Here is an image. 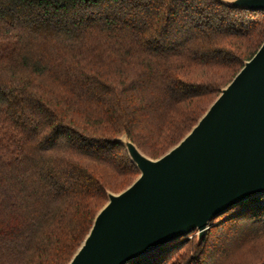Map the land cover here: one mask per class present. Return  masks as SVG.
Listing matches in <instances>:
<instances>
[{
  "label": "trees",
  "instance_id": "16d2710c",
  "mask_svg": "<svg viewBox=\"0 0 264 264\" xmlns=\"http://www.w3.org/2000/svg\"><path fill=\"white\" fill-rule=\"evenodd\" d=\"M263 42L219 0H0V264H68L139 176L116 140L160 157ZM211 225L128 264H264V194Z\"/></svg>",
  "mask_w": 264,
  "mask_h": 264
},
{
  "label": "water",
  "instance_id": "95a60500",
  "mask_svg": "<svg viewBox=\"0 0 264 264\" xmlns=\"http://www.w3.org/2000/svg\"><path fill=\"white\" fill-rule=\"evenodd\" d=\"M263 11L264 0H219ZM139 176L106 204L68 264H128L264 194V42L173 147L154 159L123 134Z\"/></svg>",
  "mask_w": 264,
  "mask_h": 264
},
{
  "label": "rangeland",
  "instance_id": "374dc122",
  "mask_svg": "<svg viewBox=\"0 0 264 264\" xmlns=\"http://www.w3.org/2000/svg\"><path fill=\"white\" fill-rule=\"evenodd\" d=\"M233 214H235V213H233ZM233 214H232V215H233ZM196 234H197V233H196ZM192 237H193V235L189 236V239H192Z\"/></svg>",
  "mask_w": 264,
  "mask_h": 264
}]
</instances>
